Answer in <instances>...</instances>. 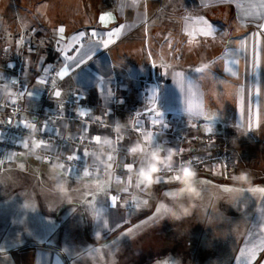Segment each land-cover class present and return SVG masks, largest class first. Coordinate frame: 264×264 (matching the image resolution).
I'll use <instances>...</instances> for the list:
<instances>
[{"label": "crops", "instance_id": "crops-1", "mask_svg": "<svg viewBox=\"0 0 264 264\" xmlns=\"http://www.w3.org/2000/svg\"><path fill=\"white\" fill-rule=\"evenodd\" d=\"M49 75L46 130L138 153L43 146L102 175L6 157L0 176L35 179L0 201V264H264V0H0V79L21 82L0 89V120L16 101L30 124ZM198 135L233 168L164 173Z\"/></svg>", "mask_w": 264, "mask_h": 264}, {"label": "built area", "instance_id": "built-area-1", "mask_svg": "<svg viewBox=\"0 0 264 264\" xmlns=\"http://www.w3.org/2000/svg\"><path fill=\"white\" fill-rule=\"evenodd\" d=\"M21 87L19 80L0 79V89L14 90ZM54 86L48 84L43 92V102L52 98ZM73 102H67L66 106L72 108ZM8 113L0 120V163L6 157L16 156L24 153L28 157L41 158L44 162L59 164L71 170H87L94 175L104 174L105 169L97 165H91L85 160L62 155L57 152H51L43 146H51L56 149L74 148L87 151L106 152L113 155L127 153H138L137 148H125L117 139L107 142L86 141L81 136H66L44 128L45 122L49 119L50 113L45 107H41L33 116L28 125L20 123L21 106L13 101L5 106ZM56 119H65L69 124L81 121L82 116L76 111H70L68 114L60 112L53 115ZM141 115V119H145ZM136 131L142 134L145 127L142 123H136ZM154 133H160L159 126H153ZM192 145L188 148H179L174 150L173 155L176 158L174 162L167 163L164 166V173L173 177L189 178L203 171L204 167L209 165H223L227 169L233 168V157L227 146L210 135L194 136ZM183 169V173H181Z\"/></svg>", "mask_w": 264, "mask_h": 264}, {"label": "rangeland", "instance_id": "rangeland-1", "mask_svg": "<svg viewBox=\"0 0 264 264\" xmlns=\"http://www.w3.org/2000/svg\"><path fill=\"white\" fill-rule=\"evenodd\" d=\"M52 77H53L52 75L48 76L46 87L48 86V84H52L54 86L53 91H52V97H53L55 85H54V81H53ZM46 87L43 89V91L41 93V101H42L41 107H45L47 109V106L49 105L50 101H52V98H51V100H49L47 102L46 101L43 102L42 96H43V92L46 89ZM65 103H67V102H65ZM52 113L56 114V113H58V111H53ZM253 152L254 153L258 152L257 146L253 150ZM232 157H233V155H232ZM0 169L2 170L3 168L0 167ZM33 175H34V173L32 174L29 172H22V171L15 170L11 173H6L5 175L0 176V201H2V202L3 201H10L12 203L11 206L12 205L18 206L19 203L22 201V199H25V197H26L24 193L20 192V190H26L25 188L27 187V184L24 185L23 182H25L26 180L31 181V180L35 179V178H33ZM260 175H261V173L258 172L257 170L251 172L252 177L260 176ZM12 182H15V183L11 184ZM18 182H20V183L16 184Z\"/></svg>", "mask_w": 264, "mask_h": 264}, {"label": "clouds", "instance_id": "clouds-1", "mask_svg": "<svg viewBox=\"0 0 264 264\" xmlns=\"http://www.w3.org/2000/svg\"><path fill=\"white\" fill-rule=\"evenodd\" d=\"M170 151V153H173L174 152V150H169ZM157 156H158V151H157V153H155ZM164 160H166V158H163L162 160H160V161H158L157 163H159V162H164ZM159 169L157 168V171H158ZM181 173H183V169H181ZM153 182H155V176L153 177Z\"/></svg>", "mask_w": 264, "mask_h": 264}, {"label": "snow or ice", "instance_id": "snow-or-ice-1", "mask_svg": "<svg viewBox=\"0 0 264 264\" xmlns=\"http://www.w3.org/2000/svg\"><path fill=\"white\" fill-rule=\"evenodd\" d=\"M59 31L63 32L64 31V28L63 27H60ZM57 95H59V93H57Z\"/></svg>", "mask_w": 264, "mask_h": 264}]
</instances>
